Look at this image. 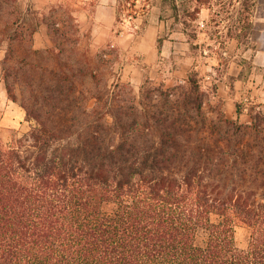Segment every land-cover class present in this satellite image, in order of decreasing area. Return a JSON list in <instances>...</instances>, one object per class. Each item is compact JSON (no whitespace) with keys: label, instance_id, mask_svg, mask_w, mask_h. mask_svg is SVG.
<instances>
[{"label":"trees","instance_id":"obj_1","mask_svg":"<svg viewBox=\"0 0 264 264\" xmlns=\"http://www.w3.org/2000/svg\"><path fill=\"white\" fill-rule=\"evenodd\" d=\"M166 1L179 20L177 0ZM211 1L185 4L195 14ZM216 1L238 5L227 39L248 42L257 0ZM66 71L31 89L42 105L20 103L28 128L0 138V264H264L259 185L227 188L245 172L210 166L213 147L194 135L191 110L203 104L196 72L181 99L164 91L155 107L141 89L138 102L89 110ZM237 224L250 229L246 247L236 244Z\"/></svg>","mask_w":264,"mask_h":264},{"label":"rangeland","instance_id":"obj_2","mask_svg":"<svg viewBox=\"0 0 264 264\" xmlns=\"http://www.w3.org/2000/svg\"><path fill=\"white\" fill-rule=\"evenodd\" d=\"M106 2L115 6L114 19L109 9L97 10ZM177 3L179 20L166 0H0V138L8 141L13 130L28 128L20 103L42 105V97H30L31 89L46 88L55 69L77 74V100L89 110L106 100L123 105L138 102L141 89L148 92L142 93L144 100L155 107L163 104L164 91L174 101L181 99L187 76L196 72L203 104L200 112L191 110L197 124L194 135L200 146L213 147L210 166L245 172L229 181L227 188L236 185L253 191L259 185L258 196H264V113L252 108L251 116L230 117L215 97V79L224 75L229 62L223 54L230 44L227 26L238 5L212 0L197 5L200 11L194 14L196 4ZM263 8L264 0H257L252 15L257 28ZM251 35L248 42L240 43L246 56L253 47ZM151 49L159 55L155 67L145 62ZM125 66L137 69L139 77L123 76ZM181 74H186L185 79ZM7 83L16 99L8 93ZM254 170L260 171L257 180ZM249 234L247 226L237 224L236 244L246 247ZM204 235L199 233L198 242Z\"/></svg>","mask_w":264,"mask_h":264},{"label":"crops","instance_id":"obj_3","mask_svg":"<svg viewBox=\"0 0 264 264\" xmlns=\"http://www.w3.org/2000/svg\"><path fill=\"white\" fill-rule=\"evenodd\" d=\"M101 4L103 5H99L97 10L101 11L100 9L103 8L109 9L114 19L115 6L113 3L106 2ZM257 21H259L258 28L254 22V29L251 35L253 39L251 54L246 56L245 51L240 49L241 46L236 39H227V42L230 44L223 51V54L229 58L227 71L223 76L215 79V83H217L215 97L222 101V109L230 117L237 115L244 117L245 115L251 116V113H246L243 110L240 113L238 109V103L245 94L253 95L258 104V110H255L264 113V8ZM164 53L165 51L162 50L163 55H165ZM162 58L165 60V57ZM246 59L249 61V67L245 64L247 62ZM158 60L159 55L157 51L152 49L145 57L146 64L151 67L157 66ZM177 72L175 71L174 73L177 74ZM136 73H138L137 69L131 70L129 66H125L123 76L128 79H136L139 77ZM181 77L185 79L186 74H181Z\"/></svg>","mask_w":264,"mask_h":264},{"label":"built area","instance_id":"obj_4","mask_svg":"<svg viewBox=\"0 0 264 264\" xmlns=\"http://www.w3.org/2000/svg\"><path fill=\"white\" fill-rule=\"evenodd\" d=\"M257 109L258 110V104L255 101V98L253 95L251 94H245L242 97L241 100V110H243L244 112L248 113L250 109Z\"/></svg>","mask_w":264,"mask_h":264}]
</instances>
